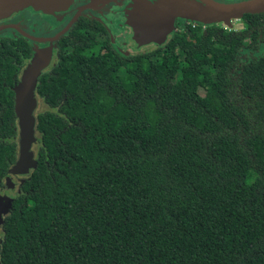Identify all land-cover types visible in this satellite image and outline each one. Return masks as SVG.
<instances>
[{"label":"trees","instance_id":"obj_1","mask_svg":"<svg viewBox=\"0 0 264 264\" xmlns=\"http://www.w3.org/2000/svg\"><path fill=\"white\" fill-rule=\"evenodd\" d=\"M245 19L130 57L62 53L39 80L50 109L0 264H264V17ZM30 55L0 46V199Z\"/></svg>","mask_w":264,"mask_h":264},{"label":"flooded vegetation","instance_id":"obj_2","mask_svg":"<svg viewBox=\"0 0 264 264\" xmlns=\"http://www.w3.org/2000/svg\"><path fill=\"white\" fill-rule=\"evenodd\" d=\"M139 1L52 0L46 8L29 4L9 14L0 11V46L14 45L31 51V55L25 59V65L21 69L20 81L24 69L36 51L48 55V58L51 57L50 64L43 69L41 74L43 76L54 69L62 53L79 47L109 58L112 55L130 57L165 47L172 41L175 34L180 35L191 25L201 28L202 33L206 35L213 28L242 33L245 29H250L247 27L245 16L264 17V9L244 12L239 18L232 19L231 26L228 27L224 22L207 24L174 15L164 20L162 17L158 18L159 21H163L162 33L135 34L136 25H139L138 21H143L142 18L136 17ZM157 1L150 0L153 5H156ZM215 1L222 4H235L249 0ZM3 6L4 8L6 6L5 0H0L1 10ZM150 20L155 22L156 19ZM236 22L237 25H235ZM168 30L170 31L165 34ZM252 37L250 32L246 33L245 40ZM258 39L256 45L260 48L257 54L264 55V35L261 33V28Z\"/></svg>","mask_w":264,"mask_h":264},{"label":"water","instance_id":"obj_3","mask_svg":"<svg viewBox=\"0 0 264 264\" xmlns=\"http://www.w3.org/2000/svg\"><path fill=\"white\" fill-rule=\"evenodd\" d=\"M52 0H5L6 6L0 11L11 13L29 4L43 6ZM162 1V2H160ZM150 1H142L137 5L136 17L142 18L136 25V34H157L163 32V21L170 16H182L193 22L231 24L244 12L264 9V0H249L235 4H222L215 0H159L155 6ZM40 3V5H39ZM155 18V22L150 19ZM162 17L161 21L158 18ZM151 21V22H150ZM150 22V23H149ZM51 62V57L36 51L27 67L24 69L20 81L15 89L16 127L18 132V159L10 168L4 186L1 188L0 224L3 221V211L10 208L14 197L21 194L25 181L31 178L35 164L39 157L36 125L40 114L48 111L50 105L45 97L39 93V78ZM9 194V195H8ZM5 209V210H3Z\"/></svg>","mask_w":264,"mask_h":264},{"label":"rangeland","instance_id":"obj_4","mask_svg":"<svg viewBox=\"0 0 264 264\" xmlns=\"http://www.w3.org/2000/svg\"><path fill=\"white\" fill-rule=\"evenodd\" d=\"M142 1H145V0H140L139 2H142ZM146 1H147V0H146ZM148 1H150V0H148ZM158 1H159V0H158ZM158 1H157V2H158ZM160 2H162V1H160ZM149 3H151V2H149ZM155 6H158V5H155ZM224 24H225V23H224ZM237 24H238V23L236 22L235 25H237ZM225 25H226V24H225ZM239 25H240V24H239ZM227 26L229 27V25H227ZM230 26H231V25H230ZM169 31H170V30L165 31L166 33H165V32H164V33L167 34ZM161 33H162V32H161ZM135 34H136V33H135ZM157 34H158V33H157ZM8 195H9V194H8ZM1 241H2V239H1V236H0V245H1Z\"/></svg>","mask_w":264,"mask_h":264}]
</instances>
